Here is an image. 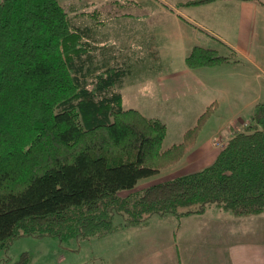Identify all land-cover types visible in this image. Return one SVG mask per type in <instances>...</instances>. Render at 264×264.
I'll return each instance as SVG.
<instances>
[{"label":"trees","instance_id":"trees-1","mask_svg":"<svg viewBox=\"0 0 264 264\" xmlns=\"http://www.w3.org/2000/svg\"><path fill=\"white\" fill-rule=\"evenodd\" d=\"M112 3L126 12L124 2ZM109 13H71L93 21L80 28L59 0H0V264L20 237L90 241L152 216L182 219L210 207L233 217L264 214V100L212 164L133 191L192 150L215 103L179 142L162 148L166 125L122 107L117 88L129 69L99 60L92 28L105 25ZM235 57L194 46L185 66H220ZM115 215L124 222L114 224ZM30 262L24 253L14 264Z\"/></svg>","mask_w":264,"mask_h":264},{"label":"crops","instance_id":"crops-1","mask_svg":"<svg viewBox=\"0 0 264 264\" xmlns=\"http://www.w3.org/2000/svg\"><path fill=\"white\" fill-rule=\"evenodd\" d=\"M112 1L116 0H66L65 3L110 12L111 18L105 25L92 28L103 51L114 46V51H130L134 57L137 53L139 57L147 53L143 63H157L151 76L152 66L146 64V92L151 96L145 113L140 109L142 106L138 108L142 115L158 118L165 125L163 118L167 116L193 118L195 124L213 103L211 115L222 105L252 113L254 106L264 100V4L218 0L175 9L162 1L156 5H139L134 0H117L124 2L122 10L127 9L121 12ZM134 7L145 13L131 14ZM153 25L159 28L152 30ZM161 36L167 40L162 46ZM194 46L223 50L224 55L233 51L236 61L190 70L185 66V58ZM128 69L130 74L131 68ZM120 93L123 102L125 94ZM248 120H240V125L233 123L235 126L221 138L214 135L207 141H196L192 150L167 170L169 173L161 182L212 164L221 148L215 147L213 140L224 144ZM166 127L165 138L170 135ZM187 129L180 130V140ZM128 229H125V237L127 234L131 237L128 247L119 252L106 248L99 264H264V214L233 217L210 207L182 219L154 217L146 225Z\"/></svg>","mask_w":264,"mask_h":264},{"label":"rangeland","instance_id":"rangeland-1","mask_svg":"<svg viewBox=\"0 0 264 264\" xmlns=\"http://www.w3.org/2000/svg\"><path fill=\"white\" fill-rule=\"evenodd\" d=\"M66 0H59V4L66 10L69 14L70 23L72 26L83 28L85 26H89L93 23V21L87 17H75L72 16L71 13L78 12V11H90L91 9L84 8L79 5H69L71 8L69 9L65 3ZM135 2L143 5H153V3L158 4L159 2H165V4L170 8H178L182 9L184 2L189 0H134ZM67 7H66V6ZM185 8H187L185 6ZM143 14L145 10H139L138 8L134 7L130 10L131 14ZM104 18V17H103ZM172 25V24H171ZM170 24L166 26H171ZM158 25H153L152 30L158 29ZM108 31V29L106 28ZM160 31H165V28H161ZM96 35V34H94ZM95 38V37H94ZM97 42V40H96ZM98 43V42H97ZM159 43L165 45L167 43L166 38L160 37ZM98 53L99 60L106 61L109 63V66H113L112 64L121 65L125 68H131L130 74L125 77L117 88L121 92L125 94V98L122 102V105L125 109L132 108L139 110L140 109L145 113L146 105L150 103V92H146L148 89V85L145 81L146 78V64L152 66V70L150 76L153 73V70L157 68V63H143L144 57L147 53H142L139 57V54L130 53V51L118 52V50L114 51V46H107L106 51H103V46ZM218 48H221L218 45ZM220 54H225L223 50L219 52ZM143 60V61H142ZM152 62V60H150ZM127 82L126 86L124 87L123 84ZM222 108L216 110L213 115L208 119L202 132L200 133L197 141L200 143L203 140H209L212 136L222 137L229 128L234 127L235 125H240V120H248L250 118L249 113L240 112L237 108L228 109L221 106ZM166 125L168 126L170 135L167 136L161 146L162 148H167L172 144L178 142L180 137L178 136L180 130L187 129L193 126L194 119L185 117V118H178L167 116L163 118ZM236 123L235 125L233 123ZM214 146H217L218 140H213ZM174 166V165H173ZM171 168V167H170ZM169 168L163 170L164 172L155 174L151 177L143 178L139 180L136 187L133 191H142L145 187L150 186L152 184L161 182L166 178V174L169 173L167 171ZM173 178L172 176L169 177ZM127 192H121V196L126 195ZM152 216L150 221L154 219ZM114 224H120L124 222V219L119 216L115 215L113 219ZM153 223V222H151ZM150 223V224H151ZM158 226V225H153ZM134 227H129L128 230H131ZM126 228H122L112 234L105 235L99 239L90 240V241H79V240H70L66 243L59 242L57 239L52 237H42V238H35V237H20L11 243L8 247L6 252L1 254V259H4L6 264H14L22 254L26 253L31 258L30 264H99L101 259L106 254L105 249L109 250H117L118 252L121 248L126 249L130 243V235L126 233ZM125 243V244H124Z\"/></svg>","mask_w":264,"mask_h":264},{"label":"built area","instance_id":"built-area-1","mask_svg":"<svg viewBox=\"0 0 264 264\" xmlns=\"http://www.w3.org/2000/svg\"><path fill=\"white\" fill-rule=\"evenodd\" d=\"M223 145H224V144L220 145L219 143H217V146H218V147H219V146L222 147Z\"/></svg>","mask_w":264,"mask_h":264}]
</instances>
